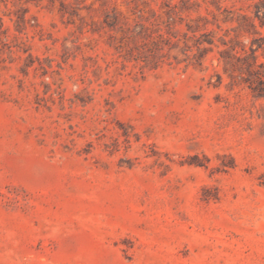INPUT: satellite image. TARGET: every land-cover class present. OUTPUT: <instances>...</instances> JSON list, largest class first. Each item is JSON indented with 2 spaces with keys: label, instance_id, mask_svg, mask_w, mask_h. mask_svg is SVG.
Returning <instances> with one entry per match:
<instances>
[{
  "label": "rangeland",
  "instance_id": "rangeland-1",
  "mask_svg": "<svg viewBox=\"0 0 264 264\" xmlns=\"http://www.w3.org/2000/svg\"><path fill=\"white\" fill-rule=\"evenodd\" d=\"M0 264H264V0H0Z\"/></svg>",
  "mask_w": 264,
  "mask_h": 264
}]
</instances>
